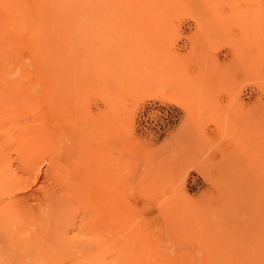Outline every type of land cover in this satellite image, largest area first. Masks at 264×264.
Returning a JSON list of instances; mask_svg holds the SVG:
<instances>
[{
    "label": "rangeland",
    "instance_id": "obj_1",
    "mask_svg": "<svg viewBox=\"0 0 264 264\" xmlns=\"http://www.w3.org/2000/svg\"><path fill=\"white\" fill-rule=\"evenodd\" d=\"M54 2L0 0V264H264V0Z\"/></svg>",
    "mask_w": 264,
    "mask_h": 264
},
{
    "label": "bare ground",
    "instance_id": "obj_2",
    "mask_svg": "<svg viewBox=\"0 0 264 264\" xmlns=\"http://www.w3.org/2000/svg\"><path fill=\"white\" fill-rule=\"evenodd\" d=\"M31 1V2H30ZM25 0V2L29 5V6H31V8H32V5L34 4V5H38V4H40V3H44V2H46L45 4H49V1H50V3H52L53 2V0H44V2H42L43 0ZM33 1V2H32ZM63 1H65V0H55V2L53 3L55 6L53 7V6H51L50 8H53V9H51V10H54V8L56 7V5L58 6L60 3H62ZM50 5V4H49ZM28 6V7H29ZM35 13V14H34ZM26 14H30V16H32V17H35V16H37V15H39L38 14V12L37 11H34L33 10V8L32 9H30L29 11H28V13L26 12ZM110 110V109H109ZM111 112H112V110H111ZM111 115L110 116H108V117H106V118H103L102 120H100V121H98L97 119H98V117H99V115H97L98 117L96 118V121H93V123H92V126L94 125V126H97L98 128H100L101 129V133L102 134H107V133H113V127H114V125H113V119H114V114L113 113H110ZM94 117V116H93ZM101 118V117H100ZM88 119H91L90 121L92 122V118H91V116H89L88 115ZM95 123V124H94ZM91 128H93V127H91ZM42 129V128H41ZM41 129H39V131L37 132L36 131V133H35V135H34V137H33V139H32V143L34 144V142H41V141H43L44 142V139H42V138H44V133H43V130H41ZM90 130L91 129H89V130H86L88 133H90ZM96 131V130H95ZM87 132H85V133H87ZM96 133V132H95ZM97 135V134H96ZM90 136H91V134H90ZM94 137H95V135H93ZM98 136V135H97ZM97 139L99 138V137H96ZM96 138H94V139H96ZM81 139V138H80ZM84 139V136L82 137V139L81 140H83ZM96 139V140H97ZM76 140V139H75ZM93 140V139H92ZM102 140V139H101ZM84 141H86V139L84 140ZM98 141H100V140H98ZM78 142H79V140H78ZM88 142V141H87ZM102 142V141H101ZM31 143V144H32ZM42 143V142H41ZM95 143H97L96 141H95ZM99 143V142H98ZM30 144V145H31ZM85 144V143H84ZM101 144V143H100ZM36 145H37V143H36ZM97 145V144H96ZM102 145H103V142H102ZM81 146H82V144H81ZM33 147V146H32ZM83 147H85L84 145H83ZM83 147H81L80 149L82 150V153L83 154H86V151H88V150H83ZM90 147V146H89ZM91 148V147H90ZM94 148V147H93ZM97 148H98V146H97ZM105 148V151H106V155L104 156V161H107L105 164V166L104 167H102V168H100V171H102L101 173H100V177L101 176H103V181H104V186H105V188H106V192H105V195H104V197H103V201H102V203H105V205L108 207V208H110V210L112 209V207H111V204H112V196H110V193H111V177H112V173H113V171H112V161H113V156H111L110 154H109V150H108V144H106V147H104ZM103 148V149H104ZM100 149V148H99ZM96 150V149H95ZM4 153L3 152H0V159H1V161H4V159H5V157H6V155L4 156L3 155ZM110 162H111V164H110ZM50 162H48V166H47V164H46V169H45V172H46V174L48 175H50V177L51 176H53L52 177V180H54L55 178H56V176H58V174H56V172H54L53 171V164H49ZM59 164V163H58ZM57 164V165H58ZM61 164V163H60ZM54 165L56 168L59 166V167H61L60 165ZM114 165V164H113ZM28 166H30V164H28ZM29 168V167H28ZM58 169V168H57ZM60 169V168H59ZM59 169H58V171H59ZM38 170V169H37ZM54 170H55V168H54ZM8 171V170H7ZM5 169H0V173H5V172H7ZM40 170H38L36 173L37 174H39L38 172H39ZM42 172V171H41ZM115 172V171H114ZM35 173V172H34ZM35 173V174H36ZM44 173V172H43ZM59 173H60V171H59ZM34 174V176H36ZM49 175H48V177H49ZM55 175V176H54ZM55 177V178H54ZM39 178V176H37V177H35V180H37ZM44 178H45V176H44ZM49 179V178H48ZM57 180H58V178H56ZM53 182H55V180L53 181ZM73 183V182H72ZM23 190H24V188H22ZM22 189H21V193H20V195H19V197L18 198H16L17 200H15V201H17L18 203H22V199H26V197H29V196H31L32 195V197H34V199H35V205H36V207H37V209H38V213H37V216L40 218V220L43 222V219H44V221L45 222H47V218H45L46 216H50L51 214H52V211H51V207H52V204H53V201H54V199H55V196H57L56 195V192L54 191V189H52L51 188V186L50 185H48V184H46L45 182H42L41 181V186L39 187V189H34V190H27V191H22ZM26 189V188H25ZM106 207V208H107ZM53 215V214H52Z\"/></svg>",
    "mask_w": 264,
    "mask_h": 264
}]
</instances>
